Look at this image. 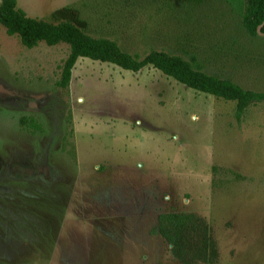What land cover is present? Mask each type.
<instances>
[{
	"label": "rangeland",
	"instance_id": "374dc122",
	"mask_svg": "<svg viewBox=\"0 0 264 264\" xmlns=\"http://www.w3.org/2000/svg\"><path fill=\"white\" fill-rule=\"evenodd\" d=\"M17 1L39 19L85 2L92 36L140 57H195L264 92V34L242 40L237 56L214 53L240 24L239 0L202 6L190 21L163 1V13L121 0ZM69 53L67 44L28 49L0 25V264H183L155 232L170 212L207 220L215 264H264V102L239 120L236 102L151 66L134 73L87 58L64 90Z\"/></svg>",
	"mask_w": 264,
	"mask_h": 264
},
{
	"label": "trees",
	"instance_id": "16d2710c",
	"mask_svg": "<svg viewBox=\"0 0 264 264\" xmlns=\"http://www.w3.org/2000/svg\"><path fill=\"white\" fill-rule=\"evenodd\" d=\"M109 0H104V2ZM126 5L158 6V13L164 12V5L191 20L193 11L202 6H211L217 0H121ZM162 1L165 3L161 5ZM241 6L240 24H235L234 36L217 47L214 53L227 58L237 56L246 45L242 40L261 39L258 28L264 34V0H239ZM232 4V0H228ZM83 6L66 5L54 10L46 19L33 18L18 7L17 0H1L0 25L9 36L20 38L22 45L33 49L44 42L53 47L67 44L70 53L61 67V76L57 86L68 90L73 77V70L81 58L109 63L123 70L138 73L151 66L168 77L175 79L190 89L214 97L236 102V117L240 120L246 110L255 103L264 102V92L244 89L231 77L206 71V65L195 57L186 59L181 55L163 50H152L144 57L124 50L118 42L105 37H94L89 33V22L83 15ZM133 6V5H132ZM177 8V9H176ZM245 8V9H244ZM234 9V8H233ZM244 9V11L242 10ZM183 10V12H180ZM184 13V14H183ZM224 15V14H223ZM226 15V14H225ZM227 16V15H226ZM187 20V19H186ZM224 21V20H223ZM228 27H231L228 24ZM264 41L259 40L258 42ZM255 62L257 55H248ZM247 57V58H248ZM261 60V57H259ZM22 123L31 129L41 130V125L34 119H23ZM155 232L162 236L171 247L173 255L183 264H215L219 258L218 244L207 220L196 213L170 212L158 217Z\"/></svg>",
	"mask_w": 264,
	"mask_h": 264
},
{
	"label": "water",
	"instance_id": "95a60500",
	"mask_svg": "<svg viewBox=\"0 0 264 264\" xmlns=\"http://www.w3.org/2000/svg\"><path fill=\"white\" fill-rule=\"evenodd\" d=\"M262 27H263V26H260V27L258 28V33H259V35H262V32H261Z\"/></svg>",
	"mask_w": 264,
	"mask_h": 264
}]
</instances>
